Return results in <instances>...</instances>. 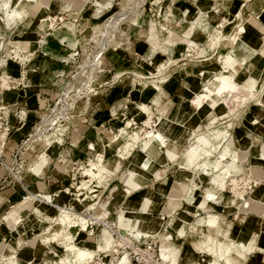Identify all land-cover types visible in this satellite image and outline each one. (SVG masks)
Wrapping results in <instances>:
<instances>
[{
    "label": "crops",
    "instance_id": "crops-1",
    "mask_svg": "<svg viewBox=\"0 0 264 264\" xmlns=\"http://www.w3.org/2000/svg\"><path fill=\"white\" fill-rule=\"evenodd\" d=\"M134 1L72 0L71 6H81L77 7L79 11L84 7L88 18L98 19L111 7ZM152 1L146 0L145 4ZM57 2L62 3L60 0ZM54 4L52 0L50 5ZM155 5L156 15L160 8V18L154 23L155 27L151 28V15L144 9L138 14L144 22L132 31L133 47H129L130 54L140 57L138 64L137 59L134 60L135 66L146 68L144 71L150 75L145 74L146 79L138 85L127 83L122 88L105 87L86 112L58 131L61 138L58 142L49 144L50 131L33 143L26 155L30 157L26 169L17 174L23 186L7 180L8 176L0 166V264H50L52 255L58 249L52 242L47 245L37 233L50 224L47 219L53 216V203H71L72 197L68 192L76 183L75 170L86 166L94 153H102L110 178L116 180L127 172L138 150L151 160L150 182H145L130 194L126 193L127 186L123 180L121 189L115 182L110 183L102 199L88 203L94 204L93 209L99 217L122 228L127 223L124 216L138 220L140 229L148 230L150 234L157 233L148 236V239L159 236V250L168 247L187 263H199L201 258L209 257L201 246H209L213 238L223 242L230 237L248 248L235 247L231 254L234 264H264V209H259L260 200L264 205V91L254 94L245 103L239 97L246 96V93H240L239 102H235L232 112L227 105L222 106L218 98L203 103L197 109L190 102L201 86L222 72L233 74L235 81L252 89L264 82V0H158ZM60 10L63 9L55 11ZM50 11L49 7L36 2L28 11L29 15L28 12L20 13L24 14L23 21H18L12 28L7 27L0 15V34L3 35L0 39V86H11L0 90V106L8 129L0 151L8 163L11 154L32 133L43 116L49 99L44 95L45 71L49 73L51 68H65L50 61L52 56L59 60L65 58L59 54L61 50H66L59 46L62 44L59 39L55 38L59 44L52 47L54 50L45 47L44 38H40L38 42L41 45L35 47L37 28L48 35L58 36L45 17ZM200 11L204 16L201 20L205 22L206 18L210 28L216 26L221 30L219 43H210L203 53L198 51L207 43L204 42L208 30L199 23L194 26L196 17L193 18ZM159 23L166 24L167 28H162ZM240 26L244 27L243 31H238ZM56 29L67 31L60 26ZM153 33L158 36L157 44L161 45L154 49L148 40ZM14 35L19 38L13 41L26 43L25 51L12 52L3 47L5 36ZM232 35H237L236 40H231ZM50 40L48 43L52 45ZM186 43L193 49L190 54H184L186 47L182 44ZM153 61L154 72L148 69ZM108 63V68H115L113 62L109 60ZM160 79L163 81L160 82ZM151 80L160 84V93L159 85L155 89ZM224 98L226 101L232 99L229 94H225ZM134 103H145L151 108L154 129L166 135L168 148L173 154L166 155L158 141L151 143L153 151L144 150L141 141L128 157L119 156L122 139L121 136L113 139L112 135L125 127L121 124L131 120L148 129L144 123L148 114L143 110L127 114V106ZM255 119L257 123L253 122ZM194 131L196 135H193ZM212 144L215 146L213 152L208 148ZM234 157L238 160L233 161ZM203 160H208L209 164L217 162L220 168L232 165L235 171L250 175L257 181V185L245 193L250 196L246 197L250 202L247 207L242 206L239 197L234 199V191L232 198L224 202L225 189L217 190L210 181L214 175L201 173L195 168L196 163ZM204 181L206 186H203ZM194 184L195 187L192 186ZM208 188L216 191L217 201H205L203 196ZM28 191L38 195L48 194L51 202L33 201L13 216L15 221L6 220L4 214L22 201ZM79 203L85 207L83 201ZM73 205L79 208L78 203L73 202ZM75 227L77 229L72 233H75L78 245L93 248L99 243L102 251L113 250L112 241L106 243L102 240L104 229L100 232L93 229L91 233L89 224L84 229ZM62 248L64 251L63 245ZM11 259L12 263H9Z\"/></svg>",
    "mask_w": 264,
    "mask_h": 264
},
{
    "label": "rangeland",
    "instance_id": "rangeland-1",
    "mask_svg": "<svg viewBox=\"0 0 264 264\" xmlns=\"http://www.w3.org/2000/svg\"><path fill=\"white\" fill-rule=\"evenodd\" d=\"M60 1H62V2L66 1L67 2L69 0H60ZM145 1L146 0H135L133 3L128 4V5H119L120 8L115 7V6L111 7L109 10H107L98 19L88 18L87 17V16H89V15H87L88 12L86 13V9H84V7L82 8L81 11H79L80 8H77V7H81V6H76V8H73L71 6L72 0L70 1V3H71L70 7H68L67 9L60 10V12H57L55 10L54 11L51 10L50 13H48L51 16L57 15V18L53 21V26L50 28L58 36L48 35L42 30L41 31L43 33L38 34L36 31V34L34 35L35 47H38V45H41V43H39L38 40L40 38H44V39H46V43H44V45H45V47H50L49 49H52V47H55L56 45H58L59 40L62 43L59 46L62 48H66V50L63 49L59 52V54L63 55L65 58L59 60L54 56H52V58L50 57L51 62L57 63L59 65L61 64L65 68H63L61 70L60 69H54L53 70L51 68L49 73L45 71V76H44L45 77L44 88L46 89V91L44 92V95L49 97V99H48L47 105L44 108V113H43L42 117L48 116V117L52 118L54 115L58 116V119L56 120L57 123L55 125L56 129H54V130L52 129V131H51L52 134L50 133L51 137L49 138L50 140H48L49 144H51L52 142H58L61 139L60 136L57 135L58 131H60L62 129V127H64V125H67V124L70 125L71 121L75 117L82 115L83 112H86L87 109L91 106V103L94 102L95 97L100 95L102 89H104L105 87H110V89H114L117 87L122 88L124 85H125L124 87H126L127 83H130L131 84L130 86L138 85V83H141L140 81H142V80L144 81V79H146V78H144L145 74L150 75L149 73H146L144 71L146 68L140 67L137 65L135 66L134 60L137 59V64H138L140 57L138 56V58H136L133 56V54H130V52H129L130 51L129 47H133V45L131 44L132 43V35H131L132 31H134L135 28H137L138 26H140L142 24V22H144V20H142L143 17L138 15V14L142 13V11H144V9H145L146 13L151 15L150 16L151 17V21H150L151 28L155 27L154 23L157 22V20L160 18V15L159 14L156 15V11H155V6H156L155 3H157L158 0H153L152 3H150V4H143ZM139 10H141V12H139ZM3 11H4L3 9L0 10L1 16L3 15ZM16 11H17L18 16H19L18 19H22L24 14L21 15L20 13H23V12L27 13V11H28L27 4L22 3V5H20L16 8ZM166 12H168V11H166ZM123 15H130V17L124 18ZM199 15H201V17L204 18V16H202V12H201V14L199 12L193 18H195V17L197 18ZM58 16L60 17V20L58 19ZM159 24L162 28H164V29L167 28L166 24H163V23H159ZM162 25L165 27H163ZM56 26H60L62 28V30H67V31L62 32L61 29H56ZM202 26L206 27L208 30V31H206V35H207V33L209 34V32L212 35H214L215 33L220 34L219 38L215 41V43H213V42L208 43L207 42L208 39L206 38L204 43H206V42L208 43V44L206 43V45H205L206 50H207V47H209L210 43L212 45H216L219 43V40L221 38V30L217 29L216 26H213L210 29L208 20H206V18H205V23ZM106 27H107V30L105 29ZM208 27H209V29H208ZM61 34H65L67 36H65V35L61 36ZM153 34H152L151 39L148 38V40H150V43L152 44L151 45L152 49H154V47L161 46L160 44H157L158 36H156L155 34L153 35ZM232 36L230 37L231 40H232ZM2 37H0V39ZM15 38L17 39L19 37L15 36V35L9 36V37L5 36V39L3 41V47L5 46V47H8V49H11L10 48V47H12L11 42H13L12 39H15ZM55 38H57L59 40H57ZM49 40L53 41L52 45L50 43H48ZM184 42H186V41L184 40ZM186 45H187V43H186ZM68 46L77 47V49L79 50L78 57H76L75 59H71V58L69 59L67 57V54L71 53V55H73V53H74V50H72V48L68 47ZM101 47H104V50L106 49L105 51L103 50L104 53L101 56H99L98 58H96V56L94 57V54L97 51H101V50H98ZM25 49L26 48L14 47L10 51L21 53V52L25 51ZM52 50H54V49H52ZM55 52L57 53V51H55ZM127 53H129V55ZM190 53L191 52H188V53L186 52L184 54H190ZM13 54L14 53H12L11 55H13ZM45 57H47V56H45ZM109 60L114 63V65H115L114 69L108 68L110 66L108 63ZM151 64H152V66L148 69L151 70L152 72H154L155 69L153 67H155V62L153 61V62H151ZM111 77H114V78L111 79ZM2 78L6 79V78H4V76H2ZM106 81H108L107 84L105 83ZM262 84L264 85V82ZM7 85L8 84H4V86H0V90L3 88L9 89L11 87V86H7ZM11 85H14V83H11ZM260 87H261V84H260V86H258V88L252 89L249 87V89L251 91H253L254 93H256V95H257L259 93L260 89L262 88V87L261 88ZM160 88H161V86H160ZM103 91H106V90H103ZM59 93H63L62 97L59 96ZM61 98L64 99V101H61ZM231 100L229 101L227 99V101H226L230 112L233 111V108L235 106V102H239V101H237L238 99H233V101H231ZM220 101H222V100H220ZM221 105L227 107L225 102H222ZM127 114L130 115V110L128 109V106H127ZM151 118H152V115H151ZM151 118H149L150 119V120H148L149 122L148 121L144 122L145 124L147 123L146 125H147L148 129L147 128L145 129L144 127L141 128V130L139 132L141 137H143V134H145L146 131L151 130L152 127L154 128L153 125L155 123H152ZM41 119H39V120H41ZM124 124L125 123H123L121 125L124 126ZM2 127L4 129L6 128V135H7L8 129L5 125L2 124V120L0 119V133L4 130ZM140 127H141L140 123L136 124L135 122H133L132 125L127 128V131H128V133H130L132 130H139ZM118 131H119V129H118ZM118 131H116V133ZM48 132H50V131H48ZM48 132H46V133H48ZM46 133H43V132L34 133V131H32L30 136H28L26 139H24V141L26 140L25 144H27V145L29 144V146L27 147V145H23V148L15 157H13V156L10 157L11 158V159H9L10 163H8V162L5 163L6 156L2 155L1 158H4V164H2L0 166L2 167L3 171H5V175L8 176L7 180H11L12 182L14 181L16 184H18V182L16 181L17 179H14V175L18 174V172H19V174H22L24 169H26V165L30 161V157L28 158V157H26V155L28 154V151L31 150V145L33 143L40 141L42 139L43 135ZM6 135H5V138H6ZM120 136L122 139V141H120V144H123V142L126 140L127 134L126 133L124 134L122 132H118L114 139H118ZM5 138L2 142H0V145H2L4 143ZM139 143H140V141L138 140L137 145ZM119 147H121V146H119ZM11 161H12V163H11ZM7 166L9 168H7ZM75 173H77L76 179H74V181L76 183H79V181L82 178L87 177L84 174H82V169L79 167L77 170H75ZM81 175H84V176H81ZM241 176H245V174L240 173L239 175H237L238 178ZM228 180H229V178L227 179L228 184L226 183L225 190L223 191L224 198H225L224 202H226L228 199L232 198L233 191L234 192L236 191L235 192L236 195H235L234 199H237L238 197H239V199H241V197H243V196L245 198L249 196V195H244V191L247 192L245 189H243V191L236 190L235 185H234L233 189L231 190L229 188L230 187L229 186L230 180L229 181ZM205 181L203 183V186H206ZM95 182L96 181L94 180L93 183H91V182L88 183V186L86 188H82L80 190V192L78 191L77 185L75 183L73 188H70L69 189L70 191L68 192L70 197H72V200L70 201L71 203H67L66 205L72 206L73 209L76 211L84 212V215L88 214L87 218H89L93 222V223H89V228L91 229V233L93 232V229L96 232H100L101 229H104V228L110 232L112 230V229L110 230V228H109L111 225H113L114 230L116 229L114 224H111L112 222H110L108 219H106L104 217H99L98 216L99 214L96 213L94 211V209H87L85 211H84V209L86 208V204L92 202L93 200L99 201L100 199H102L104 197V195L106 194L107 189H108V185L110 183L115 182L118 185L119 189H121V186L123 183L119 177L116 180H112L111 178L109 179V181L103 180L99 184L97 182H96L97 183L96 184ZM149 182H150V180L146 184H148ZM231 182L234 183V180H231ZM237 192H241V194H243V195L237 196ZM28 193H29V191H28ZM28 193L26 194L27 196L29 195ZM76 193H78L77 197H76ZM36 195H37L36 198L39 200L36 201L34 199H28L26 201V204L29 202L26 205L27 207L30 206L33 201L34 202H44L45 201L43 198H41L42 195H38V194H36ZM27 196H24V198H26ZM74 197L82 198V199L81 200L78 199L79 200L78 201V200H75ZM24 198H23V200H24ZM80 201H83V203L85 204V207L80 205V203H79ZM73 202H74V204L78 203L79 208H76V206L73 205ZM17 204H19V203H17ZM53 205H54V203H53ZM14 206H12L11 209L14 208ZM55 206L56 205L52 206L53 207L52 208L53 209L52 210L53 216H51V217L48 216V219H47L52 223H53L52 218L59 214V211ZM21 208H22V205H21ZM10 210H8V211H10ZM7 212L4 214V218L6 220H7L6 217H8ZM8 219L11 220L9 217H8ZM109 219H111V218L109 217ZM53 224L57 225V226L53 225L54 226L53 228H59L60 227L59 224H57V223H53ZM117 227L120 228L119 231H121V232L123 231L124 233L122 232L120 234V237H117V232L112 233V231H111L110 234L112 233L111 235L113 237V241L119 239L118 242L121 245H123V244L127 245V243H132V244L142 243L143 240H134L133 238L131 239L130 242L124 243V241H122L124 238H126L127 240L130 239L129 235H128V231L121 228L119 225ZM74 229H77V228L71 227V228H69V231L72 233L74 231ZM40 230L38 232H40ZM151 233H153V232H151ZM47 234H48L47 236H49L50 233L48 232ZM155 234H157V233H155ZM155 234H151V235L154 236ZM147 239H148V237H147ZM152 239H154V240L157 239L156 247H155V249L157 250V248L160 246L159 236H155ZM115 242L116 241L113 242V248H112L113 250L112 251L110 250V251L99 252L97 254V256L93 257V260L91 263H85V264H94L95 261L98 262L99 264H118L116 258L120 257L121 252H122V255L127 254V252H128L130 259H131V257L138 256L136 251H133V249L130 246H128L127 251L124 250V252L122 251V248L118 249L117 245H120V244L119 243L117 244V242L116 243ZM51 244L54 245L58 249V250H56L57 254L54 253L51 257V263H53V261H55L58 258V256L64 255V251L62 248L63 244H59V242H57V241L52 242ZM63 247H64V245H63ZM114 250L117 252H114ZM0 252H1V249H0ZM173 256L175 257V259H179V257L177 256V254H175V252H174ZM208 256L209 257L201 258L199 264H207V262L211 259V256L209 254H208ZM155 257H157V258L159 257V260H160V255L157 254ZM155 257H153V259H156ZM53 258H54V260H53ZM132 259L134 262L135 259L134 258H132ZM12 260L13 259L9 260L8 262L12 263ZM159 260H158V262L161 264L162 261L160 260L161 261L160 262ZM179 261L182 264H195V262L187 263L181 259H179ZM130 262H131V264L133 263L132 260ZM196 263L198 264V262H196ZM137 264H141V263H137Z\"/></svg>",
    "mask_w": 264,
    "mask_h": 264
},
{
    "label": "bare ground",
    "instance_id": "bare-ground-1",
    "mask_svg": "<svg viewBox=\"0 0 264 264\" xmlns=\"http://www.w3.org/2000/svg\"><path fill=\"white\" fill-rule=\"evenodd\" d=\"M51 1L52 0H0V10L1 9L4 10L3 11V15L1 16L2 20L5 21V24L9 28H12L13 25L15 26L18 23V21L22 22L23 19H18L19 16H18V13L16 11V8L18 6H20V5H22V3H26L27 4L28 11L30 10L31 6L34 3H36V2L41 3L43 6L49 7V9L53 10V11L54 10H58V9H67L68 7H70V4H71L70 3L71 0H69L67 2L65 1V2H62V3L57 2V0H53L55 4L53 6H51L50 5ZM200 14H201V11H200ZM27 15H29V12H28ZM45 17H46V19H48L50 21L51 26H53V21L57 18V16L55 17V16H50V15L47 14V16H45ZM123 17L124 18L130 17V15H123ZM201 18H202L201 15H199L196 18V22L194 23V26L196 25V23L197 24L199 23L200 25H203L205 23L203 20H201ZM163 27H165V26H163ZM216 28L219 29L218 27H216ZM105 29L107 30V27ZM243 30H244L243 26H240L239 29H238V31H243ZM37 32H38V34H42L43 33L38 28H37ZM2 36L3 35L0 34V37H2ZM219 36H220L219 33H215L214 35H212L209 32V34L207 33V39H208L207 42L208 43L209 42L215 43V41L219 38ZM236 38H237V35H233L232 36V40L233 41L236 40ZM183 45H184V47H186V49L184 51L185 53L186 52L187 53L191 52L193 50L192 47L189 46L188 44L187 45L186 44H182V46ZM205 45L206 44L203 45V48H201V50L198 51V53H203L205 51ZM11 46H12V47H10L11 49L14 48V47L26 48V43L25 42H21V41H13V42H11ZM74 48L75 47H73L72 50H74ZM11 49H9V50H11ZM98 50H101V51H97L94 54V57L96 56V58L101 56L106 49L104 50V47H101ZM24 73H25V70L23 71L22 74H24ZM161 81H163V80L160 79V82ZM151 83H152V85H153V87L155 89L159 85V88H158V92L159 93L162 91V89L160 88V84L156 80H152ZM261 87H260L261 89H260L259 92L262 93L264 91V85L261 84ZM242 92H245L246 96L239 97L240 96L239 94L242 93ZM62 94L63 93H59V96L62 97ZM225 94H229L230 97H232L231 101H233V99H238V97H239L240 101L245 103L248 98H251L256 93L251 91L248 86H246V85H244L242 83H238L237 81H235V79L233 77V74L228 73V72H222V73H220L218 75H215L213 77V79H210L204 86H201V88L197 92H195L194 96L190 99V102L196 109L202 107L203 103H208L211 99H215V98H218L219 100H222V102H225L226 105H227V102H226V100L224 98ZM61 101H64V99L61 98ZM128 109L130 110V115H131V113H133L134 111H136L138 109H141L145 113H147L148 115H147V119L144 120L145 122L150 120L149 118H151V115L153 113L151 111V108L145 103L130 104V105H128ZM57 119H58L57 115H54L52 118H50L48 116H44L39 121V123L36 126H34V129L32 131H34V133H37V132L38 133L39 132L46 133L48 131H52V129H54L56 127L55 125L57 123V121H56ZM253 122L257 123L258 120L255 119ZM132 123L133 122L131 120H127L126 123H125L126 126L125 127H121L119 129V131H118V132H122L124 134L125 133L127 134L126 141L121 145V147L118 148V154H119L120 157H123V158L128 157L132 153V151L135 149V147L138 146L137 145V141L138 140L140 142L142 141L144 143L143 149L147 150L149 152L154 150V148L152 149L151 146H150L151 143H153L154 141H158L157 143H159L160 145H162L164 147V149H165L164 152H165L166 155L172 153L170 151V149L168 148L169 141L167 140V137H166V135H164V133H162L161 131H159L157 129H154L152 127L151 130L146 131L145 134H143V137H141L139 132H140L142 126L140 127L139 130H132L130 133H128L127 128L129 126H131ZM60 131H62V129ZM117 133H114V136L112 135L113 139L116 137ZM196 134H197V132L194 131L193 135H196ZM5 135H6V128L0 133V142H2L4 140ZM197 140L201 141L202 139L198 138ZM25 141L23 142V145H26ZM198 145H200V144H198ZM208 148H209L210 151L213 152L215 146L213 144L210 145V146L208 145ZM43 155L49 156L47 153H44ZM145 157H146V159H145ZM103 160H104V158H103V154L102 153H97V154L94 153L93 157L89 158L88 164L85 167H82V169H83L82 173L85 176H87V177L86 178H82L80 180V182L77 184V189H78L79 192H80V190L82 188H86L88 186V183H90V182L93 183L94 180L98 184L101 183L103 180L109 181L110 174L107 171L108 169L105 168V166L103 164ZM190 160H192V159H190ZM232 160L233 161H237L238 159H237V157H234V158H232ZM5 163H6V161H5ZM227 167L228 168H220V165L217 164V162L209 164L208 160L200 161V162L196 163V165H195V168L198 171H200L201 173H205L206 174V173L210 172L211 174L214 175L212 178H210L211 179L210 181H211V183H212V185L214 187H217V190L218 189H220V190H222V189L224 190L225 189L228 178L230 180V181L229 180L228 181H229V186H230L231 189H233V187L235 185L236 190L243 191V189H245L246 191H248L249 189L252 188V186H256L257 185V181H255V179L252 178L250 175H245V176H241V177L238 178L237 175H239L242 172L235 171V169L233 168L232 165H227ZM7 168H9V167L7 166ZM151 172H152V170H151V160H150V158H148L146 155H144V153H142L141 151L138 150L135 153V160H132L131 166L129 167L127 172H123L120 175V179L123 180L125 182L126 186H127L126 187V193L130 194L133 190H135V188H139L145 182L147 183L152 178ZM14 178L17 179L18 183L21 182V180L18 179L17 174L14 175ZM231 180H234V183L231 182ZM192 186L195 187V184L192 185ZM191 190H192V188H191ZM245 193L246 192L244 191V195H245ZM28 194H29L28 196L25 195L27 197L24 198L23 201H20L19 204L15 205L14 208H12L10 211L7 212V216L10 219H13V221H15V219H16L15 217L13 218V216H16L17 212L21 209V205L23 207V206H26L29 203L28 202L26 204V201L28 199H34L36 201L39 200V199L36 198V196H37L36 194L37 193H33V192L29 191ZM76 194L78 195V193H76ZM235 195H236V193H235ZM240 195H243V194H241V192H237V196H240ZM203 197H204L205 201H208V200L217 201L216 191H214L211 188L206 189V192H205ZM41 198H43L45 201H50L51 202L50 196H48V194L47 195H42ZM78 199L81 200L82 198H76V200H78ZM241 199H242V206L247 207L248 204L250 203L248 198H245L243 196V197H241ZM262 203H261V200H260L259 201V204H260L259 205V209L260 210L264 209L263 208L264 205ZM55 207H57V209L59 211V214L56 215L55 217H53L52 221H53V223H57V224L61 225L62 227L61 228L60 227L59 228H53L54 227L53 225H55V224H53L52 222L47 220V221H49L50 224H46V226L43 227L40 230V232H38V235L42 238V241L46 242L47 245L50 244V242H55V241H57L59 243H62L64 245V255L60 256V258H58V260L55 261L54 264H72L73 262H74V264L76 262L78 264L91 263L92 260H93V257L97 256V254L99 252H102V250H101L102 249V245L97 243V246L95 245V247H93V248L89 247V246H80V245H78L75 242V238H74V236H75L74 234L75 233L72 234L69 231V228H71V227L73 228L75 226H80V229H84L87 224L93 223L89 218H87L88 214L84 215V212L76 211L70 205H66V206L64 205L63 206V205H57L56 204ZM93 208H95L94 204H88V206H86L84 211L87 210V209H93ZM8 217H6L7 220H9ZM124 218L127 220V223L125 224L123 229L128 231V235H129V238H130L129 240L124 238L122 240V241H124V243L130 242L132 238L134 240H143L142 243H144L145 241L149 240V239H147V237L151 236V234L149 233L148 230H143V229H140L138 227V225H137L138 220H133V219L127 218L125 216H124ZM110 222H112V221H110ZM111 224H113V223H111ZM55 226H57V225H55ZM112 226L113 225H111L109 227L110 230L112 229L111 230L112 233L113 232L114 233L117 232V237H120V234L123 231L122 232L119 231L120 228H118V227H115L116 229L114 230V228ZM48 232L50 233L49 236H47ZM110 232L104 228L103 234H102L103 235L102 236V240H104L106 243H109L110 241H112V242L116 241L117 244H118L119 243L118 242L119 239L113 241V237L111 235L112 233L110 234ZM165 239H167V238H165ZM120 245H117V248L118 249L122 248L123 252H124V250L127 251L128 246H130L134 251L139 252L140 254H142V257L145 258V260L147 261V264H160L158 262L159 257L156 260L153 259V261H151V262L149 261L150 258L153 256L154 251L151 250V249H148L147 247H142L141 246L142 244H140V243L139 244L127 243V245L126 244H123L121 246ZM106 246H107V244H106ZM2 247H3V245L1 246V248ZM201 247H202L203 251L207 252V254H209L211 256V259L207 262V264H234L233 261H232V258H231V254H232L233 250L235 249V247H239L240 249L248 250V248H246L245 244H243L241 242H236L233 239H231L230 237H227L223 242H221L220 240L217 239V237H215V238H213V242L209 246H207V247L201 246ZM53 251H55V250H53ZM159 251H160L159 252L160 260L162 261L161 264H182V263H180L179 259H175V257L173 256L174 255V250H172V249H170L168 247H161ZM114 252H116V251L114 250ZM116 260H117L118 264H131V262H130L131 259H130L129 255H128V252H127V254H124L121 257H118V259H116ZM195 264H197V263H195Z\"/></svg>",
    "mask_w": 264,
    "mask_h": 264
},
{
    "label": "built area",
    "instance_id": "built-area-1",
    "mask_svg": "<svg viewBox=\"0 0 264 264\" xmlns=\"http://www.w3.org/2000/svg\"><path fill=\"white\" fill-rule=\"evenodd\" d=\"M146 3V1L143 3V4H145ZM159 12H160V8H159V10H158V14H159ZM58 19L60 20V17H58ZM78 53H79V50L77 49V47H75L74 48V53H73V55H71V53H69V54H67V57L70 59H75L76 57H78ZM150 74V73H149ZM2 108V106H0V119L2 120V124L3 125H6V123H5V121H4V119H3V117H4V112H3V108ZM23 148V141H22V143L20 144V146L11 154V157L13 156V157H15L20 151H21V149ZM2 157V151H0V165H2V164H4V158H1ZM17 170V169H16ZM17 181V180H16ZM20 184L23 186V183L22 182H20ZM26 186H24V189L26 190ZM54 205H56V204H54ZM66 206V205H65ZM57 208V207H56ZM156 242L157 241H155V240H147V241H145L144 243H140V244H142L141 246L142 247H147L148 249H151V250H153L154 251V254H153V256L150 258V262L151 261H153V257H155L157 254L159 255V247L157 248V250L155 249V247H156ZM136 244H138V243H136ZM134 251V250H133ZM137 253V255L138 256H136V257H131V260H132V262H133V259L132 258H134L135 260H134V262L132 263V264H137V263H141V264H147V261L145 260V258L144 257H142V254H140L139 252H136ZM156 259H157V257H155ZM156 259H154V260H156Z\"/></svg>",
    "mask_w": 264,
    "mask_h": 264
}]
</instances>
